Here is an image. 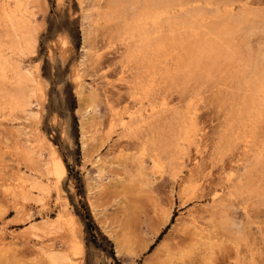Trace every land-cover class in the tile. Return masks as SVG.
I'll return each instance as SVG.
<instances>
[{"label":"rangeland","instance_id":"1","mask_svg":"<svg viewBox=\"0 0 264 264\" xmlns=\"http://www.w3.org/2000/svg\"><path fill=\"white\" fill-rule=\"evenodd\" d=\"M143 1L0 0V264H51L49 251L73 264H264V0H151L170 14L128 37L123 19ZM2 8L28 21L33 47L4 32ZM180 38L198 41V65L177 62ZM17 66L43 98L8 103L6 90L33 84ZM35 140L71 174L56 183L30 159ZM66 212L75 230L45 223Z\"/></svg>","mask_w":264,"mask_h":264},{"label":"bare ground","instance_id":"2","mask_svg":"<svg viewBox=\"0 0 264 264\" xmlns=\"http://www.w3.org/2000/svg\"><path fill=\"white\" fill-rule=\"evenodd\" d=\"M16 2V9L22 10L23 8L26 9L28 5H35L39 0H14ZM125 1V0H123ZM109 2L117 3V0H109ZM112 3H109V6L112 5ZM122 3V1H121ZM143 3V4H141ZM129 5V4H128ZM134 5V3L132 4ZM114 7L111 6L109 7L110 9ZM134 7V6H133ZM137 7V5H136ZM136 9V10H135ZM133 10V14L129 19H123L124 24H126V26L130 27V32L126 33L128 35V37H134L135 36V31L137 32V37L139 38V35L141 34V29L143 27V24L145 22V20H149V21H153L155 19L158 18V16L161 15V13H164L165 15H169L171 10L168 9H160L159 7L154 6L153 2L151 0H145L143 2H140V4L138 5V9L135 8ZM2 18H7L9 21H11L10 23V29L9 31H4V32H10L9 34H11V36H15V37H19L21 39H23L28 47H33L34 46V42L35 39L32 36L31 39H29L30 35H33V29L31 28V26H29V23L26 19L24 18H20L19 21L15 22L12 20V15L13 12L10 11H6L5 8H2ZM116 14V13H115ZM2 22V21H1ZM180 25V24H178ZM177 25V26H178ZM183 25H181L182 27ZM182 30L184 29L183 27L181 28ZM61 38V37H60ZM64 38V37H63ZM140 38H142V36H140ZM144 38V37H143ZM177 39V38H175ZM174 39V40H175ZM13 40V39H12ZM10 40V41H12ZM173 40V42H174ZM62 41V40H61ZM3 42V41H2ZM62 42H65V40H63ZM11 43V42H10ZM175 45H177V52H180L179 54H176L177 57V62H179L180 64H182L183 67L187 66V65H198V62L200 60V55L201 54V50L200 47L198 45V41H195L194 44L190 48V50L187 49V45L183 44V39L180 38L177 41L174 42ZM8 50V49H7ZM134 51V49H129L128 50V54H132ZM10 55V54H9ZM17 55V54H16ZM126 56V55H125ZM128 57V55H127ZM137 58V57H136ZM140 59V58H139ZM138 59V60H139ZM16 60V59H15ZM141 60V59H140ZM142 61V60H141ZM140 61V62H141ZM147 62V61H146ZM145 63V62H144ZM143 63V64H144ZM150 64V62H148ZM162 63V62H161ZM139 64V63H138ZM141 64V63H140ZM140 64L138 66H140ZM146 64V63H145ZM144 64V65H145ZM153 64H155L153 62ZM152 64V65H153ZM151 65V64H150ZM149 65V66H150ZM151 65V66H152ZM157 65V63H156ZM162 65V64H161ZM165 65H168L167 63ZM147 66V65H146ZM144 66V67H146ZM148 66V67H149ZM176 66V65H175ZM220 66V65H219ZM157 66H155L156 68ZM160 67V66H159ZM222 67V66H221ZM151 68V67H150ZM170 68V66H169ZM147 69V68H146ZM164 69L166 70V68L164 67ZM171 69V68H170ZM175 69V68H174ZM176 69H181V68H177ZM175 69V71H176ZM144 70V68H143ZM142 70V71H143ZM151 70V69H150ZM150 70H149V74H150ZM154 70V67H153ZM156 70V69H155ZM154 70V72H155ZM161 70V69H159ZM184 70V69H183ZM148 71V70H147ZM157 71V70H156ZM170 71V70H169ZM174 71V72H175ZM1 72V71H0ZM153 72V71H152ZM165 72V71H164ZM168 72V71H166ZM187 72V71H186ZM194 72V71H193ZM192 72V74H193ZM199 72V71H198ZM197 73V72H196ZM201 73V72H200ZM202 73H204L202 71ZM148 74V76H149ZM160 74V73H159ZM163 74V73H161ZM166 74V73H165ZM164 74V75H165ZM179 74V73H178ZM191 74V73H190ZM199 74V73H198ZM152 75V73L150 74ZM168 74H166V77L168 78ZM188 75V74H187ZM197 75V74H196ZM15 76L17 77V81L18 82H25V80H31L33 81L32 85H28L26 87H24V89H21L17 92H10L9 90H6L4 92V95L7 97L8 103L9 104H13V105H21V104H30L29 101V97L31 95L34 94H38L41 98H43V89H42V85L40 82L36 81L32 76H31V72L30 70H23L21 69L19 66L16 67V71H15ZM170 76V75H169ZM179 76V75H178ZM201 76V75H200ZM150 77V76H149ZM165 77V76H164ZM198 77V76H197ZM202 77V76H201ZM154 78V77H153ZM151 78V79H153ZM159 78V76H158ZM161 79L162 76L160 77ZM180 78V76H179ZM188 78V77H187ZM157 79V77H156ZM165 79V78H164ZM182 79V78H181ZM192 79V78H191ZM149 80V78H148ZM173 80V79H172ZM187 80V79H186ZM185 80V82H186ZM200 80V79H199ZM258 80V79H257ZM152 81V80H150ZM170 81L169 78L167 79V82ZM176 81V79H175ZM252 81V80H250ZM259 81V80H258ZM264 81V80H263ZM263 81H261L263 83ZM259 82V83H261ZM2 83V82H1ZM150 83V82H149ZM169 83V82H168ZM175 83V82H174ZM261 83V84H262ZM5 84V83H3ZM146 84V83H144ZM143 84V85H144ZM171 84V83H170ZM255 84V83H254ZM260 84V85H261ZM6 85V84H5ZM5 85L3 87H5ZM142 85V86H143ZM148 85V84H147ZM152 85H154L152 83ZM252 85V84H251ZM257 85V83H256ZM259 85V84H258ZM182 86V85H181ZM8 87V85L6 86ZM140 87V86H139ZM142 88V87H141ZM144 88V87H143ZM148 88V87H147ZM260 89H264V85H261ZM255 90V89H254ZM250 91V90H249ZM143 92V90H142ZM145 93V92H144ZM247 94V93H246ZM251 94V93H250ZM5 97V98H6ZM252 97V96H251ZM251 97H249L251 99ZM248 98V99H249ZM250 101V100H249ZM245 103V102H244ZM253 103V102H250ZM246 112V111H245ZM256 112V110H255ZM33 115L36 117L37 116V112L36 111H32ZM131 116V115H130ZM252 116V115H251ZM133 118V116H132ZM249 118V116H248ZM129 120V119H128ZM248 120V119H247ZM126 122V121H125ZM124 122V123H125ZM126 124V123H125ZM127 125V124H126ZM244 127V126H243ZM249 138V137H247ZM240 140V139H239ZM245 141V139H244ZM243 142V141H242ZM34 143V144H32ZM48 145H49V151L47 153V156L43 155V148L41 147V144L39 142V140H35V142H30V144L27 147V151L28 154H30L29 156L31 157L30 159L37 157V162L42 164V170L53 176L54 180L56 183H59L60 180L62 179V177L66 174V167L65 164L63 162V160L61 159L60 155L56 152V150L53 147V144H51L49 141H47ZM32 144V145H31ZM34 145V146H33ZM244 148V147H243ZM27 151H25L27 153ZM28 156V155H27ZM28 158V157H27ZM156 163V162H155ZM160 166V165H159ZM40 169V170H41ZM46 189V188H45ZM47 190V189H46ZM61 213V212H60ZM53 220V221H52ZM51 222H45L48 226H56L58 225V223H63L66 224L68 227L70 226L73 230H75V224L76 220H75V216L74 214H72L71 212H66L63 214H59V216H57L56 219H52ZM46 225V226H47ZM78 226V225H77ZM31 228H36V226H32ZM77 228V227H76ZM38 229V228H36ZM74 235V234H73ZM47 243V242H46ZM75 243V247L79 250L82 251V247L81 244L79 242H74ZM42 246V245H41ZM48 246V244H47ZM46 248V247H45ZM48 259L50 261L51 264H73V261L69 258V256L67 254H65L64 252H60V251H49L48 252ZM81 258V257H80Z\"/></svg>","mask_w":264,"mask_h":264},{"label":"trees","instance_id":"3","mask_svg":"<svg viewBox=\"0 0 264 264\" xmlns=\"http://www.w3.org/2000/svg\"><path fill=\"white\" fill-rule=\"evenodd\" d=\"M76 32H77V34H78V41L75 43V46H76V48H78V47H79V44H80V41H79V29H78V26H76ZM71 35H72V34H71ZM70 92H71V99H72L71 110L74 111V109L76 108L75 95H74V93H73L72 91H70ZM72 117H73V120H74V124H75V126L77 127V120H76V117H75L74 115H72ZM42 129H43V131H44L47 135H50L49 129H46L45 127H43ZM51 140H52L53 142L55 141L54 138L51 139ZM66 169L68 170L69 174H71V168H70V166H69L68 164H66ZM79 180H82V179L80 178ZM83 195H84V193H83ZM85 206H86V205H85ZM86 209H87V211H86V212H87V216H90L87 206H86ZM75 213H76L78 216H80V215L77 213V211H75Z\"/></svg>","mask_w":264,"mask_h":264}]
</instances>
